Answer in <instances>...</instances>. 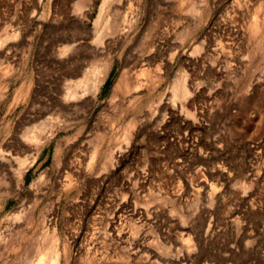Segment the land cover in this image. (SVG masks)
<instances>
[{"label":"rangeland","instance_id":"374dc122","mask_svg":"<svg viewBox=\"0 0 264 264\" xmlns=\"http://www.w3.org/2000/svg\"><path fill=\"white\" fill-rule=\"evenodd\" d=\"M0 154V264H264V0H0Z\"/></svg>","mask_w":264,"mask_h":264},{"label":"bare ground","instance_id":"6f19581e","mask_svg":"<svg viewBox=\"0 0 264 264\" xmlns=\"http://www.w3.org/2000/svg\"><path fill=\"white\" fill-rule=\"evenodd\" d=\"M120 8H122V7H120ZM137 14H138V12H137ZM121 16H122V19L120 20V24L117 23V24H119L117 30L119 31V33L121 35H123L125 33L124 31H125L127 25L129 23H131L130 21H131V19L133 20L134 17L132 18L131 13L130 12H126V11ZM119 18H121V17H119ZM136 18L137 17H135V19ZM132 22L134 23V21H132ZM99 40H101V38ZM99 44H101V49H98V47L93 49L92 47L90 48V46H88L89 47V49H88L89 50V53L88 54H91V57H92V54H94L93 56H95V55L97 56L98 55L97 52H99V54L100 53H104L103 52L104 51V48H106L105 47L106 46L105 45V40H101ZM70 48H72V47L71 46H68V47L63 48L62 50L60 48H58V49L61 50L60 56L63 55L64 58H67L70 55L69 53H71V52H69L70 51ZM84 56H86V55H84ZM73 57L69 56L68 59H64L63 58V60L61 62L59 61V63H58L57 66H59V69L61 67L62 70L60 71L61 72V76H60L61 79L60 80L58 79V83H59L58 90H57L56 94H54L51 97V101L48 103L49 105L47 104L48 107L45 110L44 109L38 110L36 112V116H34V117L30 116V117H32V118H30L31 120H33V121H36L37 120L38 124H40L39 122H41V124H42V122H45L46 121L47 124H48V122H53V123H56L57 125H59V124H61V122H60L61 120L64 122L66 120L65 118H68L69 119V117H71L70 115L68 117L67 113H69V112L77 109L80 106H83L84 104H86V105L89 104L90 105V104H92V99L95 100L96 94H97V92L99 90V84L102 83L101 82L102 81V76H101V79H97V80L95 79L94 80V82H93V89L90 88V89H88V92H87V90H85V88H84L85 86L83 85V79H82V77L85 75V72H88V66L92 64L90 62L91 59H90V61L89 60H86L85 61L83 59V57H82V60L72 59ZM53 63H55V62H53ZM121 78H122V76H121ZM173 97H175V96H173ZM38 112H39V114H38ZM71 115H73V114L71 113ZM40 117L43 118L44 120L42 121V119ZM63 117H65L64 118L65 120L62 119ZM45 126H46V124H45ZM61 126H62V124H61ZM35 128H36V126H35ZM39 129H43V128L42 127L41 128L39 127ZM43 131L44 130H41L40 132H43ZM47 132H49V129H48ZM47 132H45V133H47ZM50 132H52V130ZM45 133H44V135H45ZM25 139H23V140H25ZM22 143L23 144H27V141H22ZM35 145H36V143H35ZM29 148L30 147L28 146V149ZM87 148H88V146H87ZM18 159H19V161L17 160V158L15 159L14 156L11 155V154H0V163L1 162H5L2 166H4L5 169L8 171L7 173H10V170L12 169L10 167L16 161L21 165V166L18 165L19 167L17 166V168H18L17 171L14 170V171H16L15 172L16 173V176L20 177L21 174L23 173L25 167H26L25 166V162H26L25 160L26 159L25 160H21L22 158H20V157H18ZM56 253H57L56 251L51 253V255H50L49 259H48L50 264H56V258H57V254ZM40 255H42V254H40ZM43 258H44L43 256H39V258H37L38 260H37L36 264H44V259Z\"/></svg>","mask_w":264,"mask_h":264}]
</instances>
